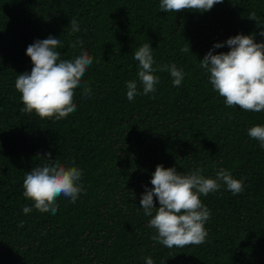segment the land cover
<instances>
[{
  "label": "trees",
  "instance_id": "1",
  "mask_svg": "<svg viewBox=\"0 0 264 264\" xmlns=\"http://www.w3.org/2000/svg\"><path fill=\"white\" fill-rule=\"evenodd\" d=\"M159 4L0 0V264H146L148 257L154 264H264V149L248 135L264 126V112L227 107L200 67L210 50L229 52V38L254 35L264 43V0H224L205 13H164ZM252 12L257 21L249 20ZM49 36L61 40L62 59L82 51L93 58L76 89L77 110L62 120L23 113L15 89L17 75L33 67L27 47ZM146 43L153 67L183 70L179 87L157 71L156 92L142 94L134 53ZM217 43L225 46L214 49ZM131 80L141 94L129 101ZM49 154L82 172L81 195L75 203L59 197L55 215L23 195L27 172L51 163ZM157 165L183 175L203 169L206 178L223 168L243 179L241 194L222 185L200 197L211 212L204 244L169 249L151 238L140 199ZM25 206L32 211L25 214Z\"/></svg>",
  "mask_w": 264,
  "mask_h": 264
},
{
  "label": "clouds",
  "instance_id": "2",
  "mask_svg": "<svg viewBox=\"0 0 264 264\" xmlns=\"http://www.w3.org/2000/svg\"><path fill=\"white\" fill-rule=\"evenodd\" d=\"M224 0H160L159 7L164 13L195 12L205 13ZM249 20L257 21L255 12L250 13ZM71 32L80 31L77 19L70 21ZM264 37V31L259 33ZM225 44L229 52L213 54L210 50L200 67L209 74V82L229 108H239L245 112H264V43H256L254 35H237L229 38ZM225 44L217 43L214 49ZM83 45V40L72 43L76 48ZM63 47L60 39L49 36L42 41L29 45L26 55L30 57L32 69L30 74L17 75L15 89L21 94L23 113H34L40 119L62 120L77 110L74 103L76 89L81 86L82 77L93 63L87 51H82L72 60L61 58L57 49ZM189 52L190 47L181 49ZM139 63L137 73L142 94L156 92L159 76L155 72H168L173 86L179 87L185 77L182 69L175 64L153 67L155 64L150 44H144L134 53ZM127 99L132 101L141 92L136 80L126 82ZM87 83L83 86V96H91ZM250 138L257 140L264 149V126H253L248 129ZM52 161L43 166L34 167L27 172L23 181V195L33 202L41 213L58 211L57 199L61 196L75 203L83 191L80 183L82 172L78 167H66L59 161ZM203 169H195L187 175L178 173L175 167L165 169L157 165L150 181L152 189L145 190L140 199V207L146 216L151 217L148 227L155 230L151 238L171 249L202 245L206 242L208 232L205 223L211 212L202 203L200 197L218 192L221 186L233 195L244 191L243 179L233 178L231 172L221 168L215 178H206ZM154 197L159 207L155 206ZM32 207L25 206L23 212L28 214ZM155 213V214H154ZM146 264H154L151 257Z\"/></svg>",
  "mask_w": 264,
  "mask_h": 264
}]
</instances>
